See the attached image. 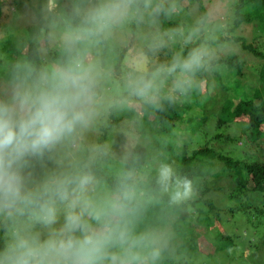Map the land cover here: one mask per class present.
<instances>
[{
    "label": "trees",
    "instance_id": "obj_1",
    "mask_svg": "<svg viewBox=\"0 0 264 264\" xmlns=\"http://www.w3.org/2000/svg\"><path fill=\"white\" fill-rule=\"evenodd\" d=\"M95 1L97 2V0ZM183 1L176 0L175 4L181 6ZM192 1L201 11L200 30L203 31V25L208 16L205 0ZM236 2L232 14L233 26L228 30L233 35L228 37L222 35L216 40L211 39L208 42L211 45L212 43L224 44L235 41L244 50L261 60L262 63L256 68L259 85L247 82L251 86H256L251 97L245 95L243 98L237 95L227 98L228 102L224 103L217 113H211V116L206 114L207 107L200 103L196 94V91L203 86L211 90L208 87V77L205 75L204 67H200L194 73H189V79L184 78L189 80L184 88L187 92L186 95L190 96L187 100L179 101V99L175 100L166 95L169 87L164 85L163 80L165 78L168 84L170 79L176 78V74H168L164 68L170 66L175 59L186 58L193 49L199 47L203 38L199 39L196 44L184 49L182 53L172 49L169 45L159 47V41L144 49L143 56L146 59L143 58L141 67L145 68L138 69L135 65H131V69H135L136 73L143 70L142 77L145 79L142 82H152L157 75L159 76L155 81L156 84L158 83V88L156 87L155 92H151L144 98L135 95L133 86L136 84L125 82L122 76L126 62L131 61L130 58L128 60L129 53L127 52L136 39V23L132 25L134 29L130 36L131 44L124 47L123 50L114 48L116 63L113 67L112 78L120 84L121 90L117 93L115 104L106 111L108 115L106 122L102 125L98 124L101 131L99 140L101 155L96 158V162L84 170L82 169V171L93 176L95 187L93 186V190H88L86 195L87 198L97 203H103L105 200L115 197L122 185L130 186L135 191V199L126 217V223L132 235H146L155 240V246L160 249V256L155 261L150 260L149 264H193L194 262L195 264H206L205 259L207 257L204 255L207 254L205 250L208 249L209 245L219 242L221 246L217 248V251H222L234 244V239L227 235L224 228L227 224L224 223L223 216L228 213L234 215L236 212H240L248 217L253 216L258 220L259 225H264V160L257 161L255 159L256 156L261 155L264 146L262 144L264 140V51L259 49L257 44L249 43L246 37L234 34L242 24L256 22L258 30L255 38L264 41V0H237ZM137 4L139 5L137 21L141 23L146 0H140ZM5 5V1L0 0V21L4 14ZM158 6L162 10L159 12L155 10L152 13V19L157 22L159 32H163L171 26L176 27L177 22L169 19L170 11L174 8L173 4L159 1ZM34 9L42 23L28 27L27 39L23 40V38L16 45L14 43L12 48L7 51L9 55L17 56L20 60L32 61L38 69L48 68L49 63L62 62L65 55H60L52 49L49 43V29L46 27L48 21L42 18L41 8ZM76 9L74 5L68 4L64 10L67 25L70 28H74L80 23ZM41 31H45L44 46L48 52L45 54L41 50L43 45L38 41V35ZM103 43L105 45L104 51H101L100 65L104 67L109 47L106 39H103ZM53 57L61 60L57 61ZM215 63L217 64L215 65ZM1 64L2 62H0ZM213 66L214 75L218 77L219 83L226 90H235L237 85L235 80L229 78L232 72L236 75L235 79L240 77L239 85L248 80L247 77H244L245 62L237 54L221 56L220 59L218 58L216 62H213ZM160 69L163 70L158 73ZM160 82L163 83V86L160 85ZM124 83H127L125 91L123 89ZM196 85L198 88L195 87ZM120 99H127L128 106L124 108L125 117H118ZM191 101H195L200 106V111L191 107ZM225 115L229 117L231 122H242L247 126V129L243 130V142L248 145L245 159L231 157L224 150H217L215 149L216 146L212 145L213 140H217L221 144L233 141V138L229 136L218 133L213 135L212 129L216 130L226 125ZM142 116L143 124L138 125L136 119ZM184 116L185 118H182ZM133 117L135 121L132 120ZM122 121H126L135 127L138 126L135 131L142 135L150 130L149 127L157 129L158 135L161 137L160 144L154 151L149 152L148 149L140 147L133 153L132 148L127 154H134V156L128 158L123 153L121 158H116L120 163H112L115 165L113 168L121 167L119 172L106 174L101 164L114 161L111 159L113 156L106 151L109 131ZM182 127L185 129V133L193 130V134L188 133L187 141H180L175 133ZM201 133L206 135L208 141L206 144L193 145L192 151H190L189 145ZM177 144H180L182 155L175 156V158L173 157L175 155L173 150L174 145ZM258 144L261 146L258 155L251 154L249 152L251 146ZM44 163L51 166L50 162L45 161ZM161 165L170 166L175 176L191 181L192 194L189 198L179 203L171 202V190L164 192L157 184ZM222 177H226L231 183H234L231 190L223 194L220 192L226 188L216 185ZM98 188L99 193L97 192ZM214 194L216 196L220 194L218 204L215 198L210 196ZM253 198L260 200L261 204L255 205ZM228 201H233V205L229 206ZM215 229L216 232L213 234ZM201 245L204 246L205 250L201 249ZM197 261L198 263H196Z\"/></svg>",
    "mask_w": 264,
    "mask_h": 264
},
{
    "label": "clouds",
    "instance_id": "obj_2",
    "mask_svg": "<svg viewBox=\"0 0 264 264\" xmlns=\"http://www.w3.org/2000/svg\"><path fill=\"white\" fill-rule=\"evenodd\" d=\"M135 3L99 0L77 8L79 25L63 33V61L38 69L18 60L0 85V264H149L159 258L154 239L134 236L127 227L135 199L130 186L97 203L86 195L93 176L64 165L95 117L96 78L77 46L120 24ZM206 55L197 48L174 60L166 71L181 74L175 88H185L189 81L183 76L198 70ZM152 88L151 81L140 82L133 92L144 98ZM45 161L54 167L37 177V163ZM157 184L171 190L173 203L192 194L191 181L175 176L168 165H161Z\"/></svg>",
    "mask_w": 264,
    "mask_h": 264
},
{
    "label": "rangeland",
    "instance_id": "obj_3",
    "mask_svg": "<svg viewBox=\"0 0 264 264\" xmlns=\"http://www.w3.org/2000/svg\"><path fill=\"white\" fill-rule=\"evenodd\" d=\"M3 1H5L6 5L3 9L4 14L0 21V62H2L0 65V85L4 84L8 80L12 65L16 61L20 60L17 56L9 55L7 50L11 49L14 43L16 45L21 42L23 38V40L27 39L28 27L40 25L42 23L41 18L37 16L34 8H41L42 18L48 21L46 23V27L49 29V43L53 50L62 55L64 54L62 52L63 33L66 29L70 28L67 25L65 18V7L68 4H72L76 8L83 11L99 2V0H97V2L95 0H54V3L53 0ZM139 1L140 0H136L130 15L120 24L113 27L102 37L95 38L86 45L82 44L77 46L79 54L84 58L85 63L91 67L96 78V102L94 105L95 117L91 126L83 131L78 149L70 156L65 155L64 165L66 169L82 171V169L84 170L86 167L96 162V158L101 155V151L99 149L101 131L98 124L102 125L106 122L108 118L106 111L115 104L117 93L121 90L120 84L116 82V79L112 78L113 67L116 63L114 48L123 50L124 47L131 44L130 36L132 34V30L134 29L132 28L133 23L137 24L135 32L136 39L127 52L129 53L128 60L130 58L131 61L129 60L126 62V67L122 73L125 82H133L137 84L145 79L142 77L143 70L136 73L135 69H131V65H135L138 69H144L145 67H141L143 58L146 59V57L143 56L144 49L151 47L154 42L159 41V47L169 45L172 49L178 50L179 53H182L184 49L189 48L190 45L196 44L199 39L203 38L198 48L207 53L201 67H204L206 71L205 75L208 77V87L211 90L203 86L202 88L200 87L201 89L196 91V94L198 95L200 103L207 107L206 114L208 116H211V113H217L221 109L222 105L228 102V100H226L227 98L236 97L237 95L243 98H245V95L251 97L255 92L256 86H251L247 82H253L256 85H259V83H257L258 78L256 68L260 63H262L261 60L250 52L244 50L240 44L235 41L225 42L224 44L212 43L211 45L208 42L211 39L216 40L222 35L227 37L233 35L228 32V30L233 26L232 14L237 0H205V7L208 11V16L205 24L203 25V31L200 30V24L202 23L201 11L192 0H184L181 6H177L175 4L176 0H150V4H148L147 7L144 6L141 23L137 21V14L139 12V5L137 2ZM159 1L169 3L170 5L173 4L174 8L170 11L169 19L177 22L178 24L176 27L171 26L163 32H159L157 22L152 19V13L158 7ZM49 8H51V11H49ZM257 30L258 25L256 22L251 24L244 23L234 34L246 37L249 43L252 42L257 44L259 49L264 51V41H260L255 38ZM44 34L45 31H41L38 35V41L43 45L41 48L43 54H45V52L48 53L44 46ZM9 39H11V41H9ZM103 39L107 40L109 47L104 67L100 65L102 56L101 51H104L105 45V43H103ZM231 54H237L240 59L245 62V67L243 69L245 74L244 77H247L248 79L239 85L238 80L240 77L239 79H235L236 75L232 72L229 75V78L231 80H235V84H237L235 90L232 91L224 89L219 83L218 77L214 75L213 72V62H216L218 58H221V56L226 57ZM53 59L57 61L61 60L56 57H53ZM54 64L57 63H49V67ZM216 64L217 63H215V65ZM168 67L169 66H166L164 71ZM162 70H158V73ZM175 74L177 75L176 78H173L172 80L170 79L168 84L166 79L163 78L164 85L169 87V91L166 95H169L175 100L179 99V101L189 99L190 96L188 97V95H186L187 92L185 89L180 90L174 87L175 80L181 76L179 71ZM158 77L159 76L157 75L152 80L153 88L150 93L155 92L158 85L155 81ZM185 77L189 79V73L183 76V78ZM160 85L163 86V83L160 82ZM197 86L198 85L195 87L198 88ZM123 89L124 91L127 89V83H124ZM119 101L120 111L118 113V117H125L124 108L128 106L127 99H120ZM191 107L196 111H200V106H198L195 101H191ZM185 116L182 118H185ZM224 119L226 121V125L221 128H217L216 130L212 129L213 135L218 133L224 136H229L233 138V141L227 144H221L220 142H217V140H213L212 145L216 146L215 149L217 150H224L226 154L231 157L245 159L248 145L246 142H243V130L247 129L246 124L242 122H231L229 117L226 115ZM132 120L135 121L134 117ZM136 120V123H139L138 125L143 124V116L137 118ZM137 127L129 125L126 121H122L109 131L106 151L113 156L111 159L114 161L111 163L103 162L101 164L102 169L106 174L119 172L121 167L113 168L115 165L112 163H120V161L116 158H121L123 153L125 154V157L129 158V156H134V154H127L130 153L129 151H131L132 148L134 151L133 153H135V151L140 147L148 149L149 152L152 150L154 151L157 145L160 144L159 140L161 137H159L157 129H152L148 126V129L150 130L142 135L135 131ZM192 132L193 130L188 131L189 134H193ZM175 133L180 141H187L186 138L188 133H185L184 127L179 128ZM207 141L206 135L201 133L199 137L196 138L191 145H189V149H191L190 151H192L193 145H199V143L206 144ZM262 144L264 145V140L262 141ZM179 145H174L173 152L175 155L173 157L182 155ZM260 147L261 146H259V144L257 146L253 145L249 149V152L253 155H258ZM255 159H257V161L264 160V146L262 147L261 155L256 156ZM251 161H253L252 158ZM45 167L52 168L54 165L51 164L50 166L45 163H37V177L42 174ZM93 183L89 186V191L93 190ZM216 185L224 186L226 188V190L220 192L223 194L224 192L227 193V191H230L231 186H233L234 183H231L226 177H222L217 181ZM97 192H100L99 188L97 189ZM210 196L214 197L218 204V196H220V194L217 196L216 194ZM228 202L229 203L227 204L229 206L234 203L233 201ZM253 202L255 205L261 204V201L258 199L255 200L253 198ZM223 218L225 220L224 223L227 224V226H224L226 233L234 239V244L222 251H217V248L221 246V243L219 242L209 245L207 250H205L204 246L201 245V249L205 250V253H207L204 255V257H207L205 259L206 262H204L206 264H264V225H259L258 220H256L253 216L248 217L240 212H236L234 215L228 213L223 216ZM215 232L216 229L213 230V234H215ZM196 263H198V261ZM193 264H195V262Z\"/></svg>",
    "mask_w": 264,
    "mask_h": 264
}]
</instances>
